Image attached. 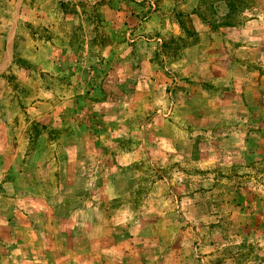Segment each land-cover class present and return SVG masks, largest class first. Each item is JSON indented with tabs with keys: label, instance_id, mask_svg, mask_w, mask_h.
I'll list each match as a JSON object with an SVG mask.
<instances>
[{
	"label": "rangeland",
	"instance_id": "1",
	"mask_svg": "<svg viewBox=\"0 0 264 264\" xmlns=\"http://www.w3.org/2000/svg\"><path fill=\"white\" fill-rule=\"evenodd\" d=\"M0 264H264V0H0Z\"/></svg>",
	"mask_w": 264,
	"mask_h": 264
}]
</instances>
